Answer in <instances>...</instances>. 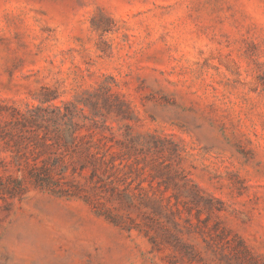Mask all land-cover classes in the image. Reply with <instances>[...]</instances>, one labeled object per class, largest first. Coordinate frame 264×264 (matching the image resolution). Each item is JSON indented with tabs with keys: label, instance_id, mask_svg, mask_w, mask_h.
<instances>
[{
	"label": "rangeland",
	"instance_id": "374dc122",
	"mask_svg": "<svg viewBox=\"0 0 264 264\" xmlns=\"http://www.w3.org/2000/svg\"><path fill=\"white\" fill-rule=\"evenodd\" d=\"M0 264H264V0H0Z\"/></svg>",
	"mask_w": 264,
	"mask_h": 264
}]
</instances>
